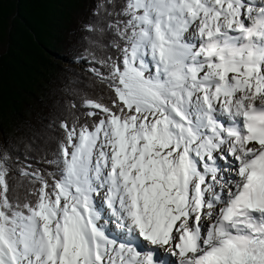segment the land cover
Segmentation results:
<instances>
[{"label": "snow or ice", "instance_id": "obj_1", "mask_svg": "<svg viewBox=\"0 0 264 264\" xmlns=\"http://www.w3.org/2000/svg\"><path fill=\"white\" fill-rule=\"evenodd\" d=\"M103 17L74 49L102 94L0 146V264H264V0Z\"/></svg>", "mask_w": 264, "mask_h": 264}, {"label": "trees", "instance_id": "obj_2", "mask_svg": "<svg viewBox=\"0 0 264 264\" xmlns=\"http://www.w3.org/2000/svg\"><path fill=\"white\" fill-rule=\"evenodd\" d=\"M104 5L105 0H0V146L7 142L23 154L31 137L47 143L49 122L71 119V101L102 94L105 86L87 65L74 62V49L90 46L98 59L107 55L103 44L90 45L99 33L84 31L89 23H104ZM97 9L100 15L94 16Z\"/></svg>", "mask_w": 264, "mask_h": 264}, {"label": "rangeland", "instance_id": "obj_3", "mask_svg": "<svg viewBox=\"0 0 264 264\" xmlns=\"http://www.w3.org/2000/svg\"><path fill=\"white\" fill-rule=\"evenodd\" d=\"M68 64H69V62H68V61L64 62V66H67Z\"/></svg>", "mask_w": 264, "mask_h": 264}, {"label": "bare ground", "instance_id": "obj_4", "mask_svg": "<svg viewBox=\"0 0 264 264\" xmlns=\"http://www.w3.org/2000/svg\"><path fill=\"white\" fill-rule=\"evenodd\" d=\"M118 238V237H117Z\"/></svg>", "mask_w": 264, "mask_h": 264}]
</instances>
